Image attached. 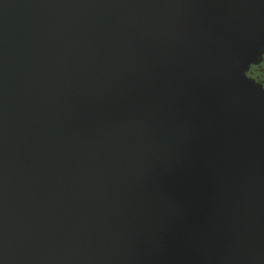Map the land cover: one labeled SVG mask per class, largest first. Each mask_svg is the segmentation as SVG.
I'll return each mask as SVG.
<instances>
[{
    "label": "water",
    "instance_id": "95a60500",
    "mask_svg": "<svg viewBox=\"0 0 264 264\" xmlns=\"http://www.w3.org/2000/svg\"><path fill=\"white\" fill-rule=\"evenodd\" d=\"M264 0H0V264H264Z\"/></svg>",
    "mask_w": 264,
    "mask_h": 264
},
{
    "label": "flooded vegetation",
    "instance_id": "af4514ba",
    "mask_svg": "<svg viewBox=\"0 0 264 264\" xmlns=\"http://www.w3.org/2000/svg\"><path fill=\"white\" fill-rule=\"evenodd\" d=\"M247 75L264 86V55L261 63L250 66Z\"/></svg>",
    "mask_w": 264,
    "mask_h": 264
}]
</instances>
